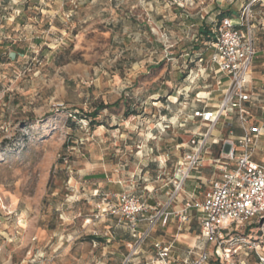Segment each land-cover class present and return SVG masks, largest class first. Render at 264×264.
Here are the masks:
<instances>
[{
    "label": "rangeland",
    "instance_id": "374dc122",
    "mask_svg": "<svg viewBox=\"0 0 264 264\" xmlns=\"http://www.w3.org/2000/svg\"><path fill=\"white\" fill-rule=\"evenodd\" d=\"M55 1L0 7V264H121L134 240L130 223L111 213L123 208L119 195L162 210L177 160L204 128L191 116L221 99L214 49L199 28L220 12L238 16L252 0ZM253 25V71L264 78V0L255 1ZM253 91L252 113L263 122L264 87L255 83ZM122 97L136 115L125 118L123 106L104 110L95 129L77 117ZM230 128L225 119L218 124L214 154ZM205 190L196 192L199 202ZM176 222L158 226L178 232ZM200 228L193 213L181 232ZM249 228L241 234L260 247L223 264H262L264 218ZM145 255L143 264L158 258ZM219 262L212 256L209 264Z\"/></svg>",
    "mask_w": 264,
    "mask_h": 264
},
{
    "label": "built area",
    "instance_id": "2783aa9c",
    "mask_svg": "<svg viewBox=\"0 0 264 264\" xmlns=\"http://www.w3.org/2000/svg\"><path fill=\"white\" fill-rule=\"evenodd\" d=\"M255 1L244 5L238 16L225 17L216 26L211 60L219 75L216 84L222 91V98L216 107L205 106L191 116L192 119L199 118L204 129L193 132L187 151L175 164L170 178L173 185L170 200L159 210L157 205H148L136 196L119 195L123 208L111 213H120L136 236L127 244L128 252L121 264H133L146 238L159 223L165 226L175 218L182 227L190 222L193 209L200 214L204 246L196 257L184 258L181 264H209L212 256L228 261L242 248L257 250L260 247L248 236L237 233L242 227L264 218V165L254 159L260 138L264 136V121L254 120L250 107L252 92L247 89L257 53L253 25ZM233 117L238 119L243 131L239 136L233 134L230 121ZM222 119L231 127L230 135L214 154L213 145H219L214 132ZM206 158L215 173L204 200L198 202L190 195L182 201L179 209L171 210L172 205L180 200L192 173L205 165ZM152 211L154 213L150 214ZM142 223L144 230L140 233ZM155 248L161 264L179 263L172 258L171 243L157 242ZM259 258L264 263V256Z\"/></svg>",
    "mask_w": 264,
    "mask_h": 264
},
{
    "label": "crops",
    "instance_id": "0c3cea01",
    "mask_svg": "<svg viewBox=\"0 0 264 264\" xmlns=\"http://www.w3.org/2000/svg\"><path fill=\"white\" fill-rule=\"evenodd\" d=\"M50 1L53 3H56L55 0H50ZM59 1L61 2L62 0H59ZM49 12L53 13V15H55L56 10H52ZM255 45H256V37H255ZM256 51H257V49H256ZM256 55H257V53H256ZM254 68L255 67H254V61H253L252 69H251L250 75L248 77V82H247V89L252 92V100L250 102L251 110L253 107L256 106L257 101L259 100V98L255 96V93L253 91V87H254L255 83L261 85V87H264V78H263L262 72L261 71H253ZM257 69H258V67H257ZM254 80H255V82H254ZM220 96L222 98V91H221ZM220 100H219V102H220ZM219 102L214 104L211 108L216 107L219 104ZM260 107H261V109L264 110V106H260ZM260 118L264 119V111H262V115ZM254 120L258 121L256 119V116H254ZM203 127H204V125H203ZM232 129H233V134L235 136H239L243 133L242 129L239 127L236 128L235 130H234V127ZM228 130L230 131V129H228ZM229 131H228V133H229ZM220 135H221V133L216 130V132L214 133V139H217L219 141V144H220V139L218 136H220ZM217 145L218 144L215 143L213 145V148L216 147ZM213 151H214V149H213ZM207 157H209V156H207ZM254 159L257 162H259L260 164L264 165V136H262L260 138V141L257 145V150L255 153ZM214 173H215V171L210 164V160H207V163H205V165L203 167H201L198 170H195L192 173L191 178L189 179L190 181L188 180L189 182H186L190 189L186 190L184 188V191L182 192V195H181V200H179V201H181V204H182V201L185 200V198L187 196H190V195H193L195 197V200L199 202L196 192L198 191V189L200 190L203 187H206L204 197H203V200H204L205 194L209 189V181L214 176ZM170 184L172 185L171 182H170ZM172 188H173V185H172ZM183 194H185V195H183ZM193 213L199 214L196 209H193L192 215H191V220L188 224L180 227L178 221L175 223L174 227L176 230H178V232H174L172 226L168 227L166 229L160 228V226H158L157 228H154V230H153L154 232L151 235V237L149 238V243L143 245L141 252L134 258L133 264H143L140 261V257L146 256L145 254L149 253L151 251L154 252L155 256H157V250L155 248V244L157 242L171 243L172 244L171 255H172V258H174L175 260H177L179 262L178 264H181V262L184 258L196 257L200 253V251L202 250V248L204 246V240L201 236V228H200V232L197 234H193L192 232H188V233L181 232L183 230V227L191 225ZM141 227H143V225ZM158 231L161 232L160 235H158ZM250 237L253 238V235H251ZM149 247H151V249H150L151 251H149ZM144 264H161V263H160L159 258H157L156 260L152 259V261L144 263ZM171 264H174V263H171Z\"/></svg>",
    "mask_w": 264,
    "mask_h": 264
},
{
    "label": "trees",
    "instance_id": "16d2710c",
    "mask_svg": "<svg viewBox=\"0 0 264 264\" xmlns=\"http://www.w3.org/2000/svg\"><path fill=\"white\" fill-rule=\"evenodd\" d=\"M2 1H4V0H0V7H2ZM254 4H253V9H254ZM234 14L235 13L232 12V10L231 11L220 12V14L217 16V20L214 19V24H210V25H206V26L200 27L198 34L201 37L202 43H205L206 45H212V43L215 41V35H216L215 29H216V26L218 25V23L223 18L232 17ZM201 46H200V44H196V45H194V48L198 49ZM202 59L203 58L201 57V61H202ZM121 106L124 107L123 115H124L125 118H128L131 115H136L137 114V111L129 105V102H128L127 98L122 97L121 99H118L114 103L100 102V103L94 105L93 110H91L89 113L81 114V115H79L77 117H79L81 119H87L89 121L90 128L91 129H95L96 127H99V126L103 125V123L100 122V120L98 119L99 116L101 115L102 111L113 109L114 107H121ZM201 109H203V108H199L197 110H201ZM233 127L234 128H238V127L240 128L237 118H236V124L233 123ZM64 147H67V144H64ZM256 224L257 223H254L252 225H249V226H246V227H242L241 229H246V228L250 227L249 229L251 230L253 228V226L256 225ZM237 233H242V232H241V230H239ZM131 235L133 237V240H135L136 236L132 232H131ZM90 238L94 239V240L95 239H99V238H96L95 236H91ZM246 249L243 248L242 252H238L237 254L244 253L245 255H248V252H245ZM211 259L212 258H210L209 262L211 261ZM217 260L220 261L219 262L220 264H223L225 262V260H220V259H217ZM262 264H264V263H262Z\"/></svg>",
    "mask_w": 264,
    "mask_h": 264
},
{
    "label": "bare ground",
    "instance_id": "6f19581e",
    "mask_svg": "<svg viewBox=\"0 0 264 264\" xmlns=\"http://www.w3.org/2000/svg\"><path fill=\"white\" fill-rule=\"evenodd\" d=\"M201 94V93H200ZM201 96V95H200Z\"/></svg>",
    "mask_w": 264,
    "mask_h": 264
}]
</instances>
